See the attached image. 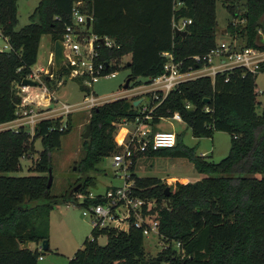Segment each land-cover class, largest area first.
<instances>
[{"label":"trees","instance_id":"1","mask_svg":"<svg viewBox=\"0 0 264 264\" xmlns=\"http://www.w3.org/2000/svg\"><path fill=\"white\" fill-rule=\"evenodd\" d=\"M78 1L80 10L92 17L91 32L110 37L116 44L100 47V59L113 60L116 70L120 59L129 55L124 66L133 85L142 82L139 78L147 83L163 71L168 59L164 52L182 61L180 69L185 71L202 66L192 56L204 55L217 45L216 0H39L29 22L20 29H15L17 0H0V24L14 48L0 52V123L15 118L18 97L13 82L26 76L35 63L40 36L48 34L53 46L70 24L71 8ZM220 1L231 15H236V3L242 1L244 26L229 23L228 27L242 36L244 45L239 46L263 51L264 44L256 42V30L261 29L264 38V0ZM179 19L191 20L185 36L173 32L172 22ZM259 72H264V62L257 73L235 66L214 76L180 81L151 111H140L142 104L134 106L126 97L93 107L90 133L82 143L81 171L94 169L102 158L118 152L114 140L118 123H132L136 118L153 133L156 123L177 112L193 137L211 138L215 131H224L230 136V146L218 162L182 145L178 134L172 148L133 151V193L155 200L153 218L166 247L148 257L142 227L92 228L67 264H264V102L257 114L255 82ZM62 73L61 67L55 71L56 78ZM45 81L50 86L51 81ZM60 125L57 117L40 120L32 135L21 126L16 131H0V264H39L42 250L28 244L41 245L47 240L49 213L57 202L75 200L74 193L53 196L51 185L47 187L51 152L59 149L61 137L71 130L70 118L65 128ZM36 138L42 144L33 170L37 174L6 175L19 169L20 159L29 155ZM142 156L186 159L203 176L175 182L165 191L167 185L160 178L135 175L134 164ZM88 185L89 179H84L73 189L85 192ZM103 201L101 194L86 197L80 204ZM100 235L107 238L104 245L97 241Z\"/></svg>","mask_w":264,"mask_h":264},{"label":"rangeland","instance_id":"2","mask_svg":"<svg viewBox=\"0 0 264 264\" xmlns=\"http://www.w3.org/2000/svg\"><path fill=\"white\" fill-rule=\"evenodd\" d=\"M39 0H17L16 2V18L17 23L15 29H20L29 22V15L32 13ZM242 1L236 3V15L228 13L220 0H216V43L220 41L235 42L237 45H244L242 36L238 31L233 32L229 29V23L233 27H242L245 20L242 18L244 13ZM261 20L264 22V15ZM261 36L258 40V36ZM258 37V38H257ZM264 44L262 30H256V42ZM53 53V46L48 34H42L39 39L38 52L32 70H38L40 67H47L48 54ZM129 55L123 56L116 67V75L114 77H101L93 83L92 90L101 101L112 100L114 98L126 97L130 101L139 99L145 83L141 79V83L133 85L129 80L127 88H123V84L127 79L129 69L124 66L128 61ZM137 79V80H139ZM256 91L259 105L256 113L261 112L262 103L264 102V72H259L256 77ZM15 89V88H14ZM37 91V90H36ZM141 91V92H140ZM50 92H53L54 105L60 108L63 104H69L76 108L75 111L68 113L70 118L71 130L63 135L60 139V147L58 150L51 152V174L52 182L50 194L60 196L69 193L73 187H79L84 179H89V185L85 192H79L82 195L91 193L94 197L101 195L110 186H118L122 183L120 179L121 171L115 167L112 162V155L102 158L96 163L94 169L81 171L79 162L84 155L82 143V134L85 131L86 124L89 122L90 111L81 108L84 90H82L74 79H65L61 85L56 80H51ZM137 93V94H136ZM150 109L147 98L143 101L140 111ZM54 119V117H52ZM56 118V116H55ZM66 120L63 117V122ZM62 124V123H61ZM155 131L171 130L179 135L180 143L188 147H194L196 153L201 152L207 154V159L218 162L228 153L230 146V136L224 131H215L211 138L193 137L186 123L176 121L171 117L162 118L156 123ZM129 130L134 129L132 123L119 122L114 140L117 143L121 139L123 128ZM26 130H29L26 128ZM125 131V130H124ZM33 131H30L32 135ZM124 133V132H123ZM119 134V135H118ZM42 144L39 138H36L32 145L29 155L20 159V167L18 170L6 172L10 176H25L37 174L34 170ZM134 173L137 176H155L160 178L167 187L174 185L175 182L185 183L195 181L202 178V174L195 171L192 164L186 159L142 156L139 157L134 164ZM80 200L59 201L50 210L48 218V249L42 250V260L39 264H67L68 259L73 256L75 251L82 247L84 240L90 237L92 226L88 216L82 213L83 207ZM125 228L126 224H121ZM106 236L100 235L97 241L100 245L106 243ZM29 245L35 246L34 243ZM164 243L155 234L150 233L144 236L143 248L148 257L156 256L164 247ZM177 248L176 246H174Z\"/></svg>","mask_w":264,"mask_h":264},{"label":"built area","instance_id":"3","mask_svg":"<svg viewBox=\"0 0 264 264\" xmlns=\"http://www.w3.org/2000/svg\"><path fill=\"white\" fill-rule=\"evenodd\" d=\"M81 2H76L71 8L70 24H67L58 39L63 45L64 60L59 68H63L60 78H56L53 63V53L48 54L47 67H40L38 70L28 72L20 81L13 82V89L18 97L15 105V118L0 123L1 130H14L23 127L30 133L34 132L36 124L47 118H61L60 128L66 127L68 113L76 108L63 104L60 108L54 105L52 100L53 92L45 80H56L61 85L65 79H76L83 86L84 95L81 108L91 110L106 101H101L93 90V83L101 77H114L116 70L112 69L115 64L113 60L102 61L98 49L100 47L112 48L116 46L113 39L104 36L99 37L91 32L92 17L79 8ZM89 17V27H86V18ZM189 19H179L172 22V29L185 30V26L190 23ZM14 51L10 37L3 32L0 24V52ZM168 59L163 65V71L145 83L141 97L137 99L138 104H143L147 98V103L151 104L149 111L154 109L166 95L176 87L180 81L195 78L198 76H214L216 72L231 69L235 66L243 67L251 73H257L260 64L264 62V50H259L249 46H239L235 42L220 41L214 48L204 55L192 56L193 61L202 62V66L196 69L189 68L181 71L182 61H174L169 52H164ZM23 79L39 81L38 86L23 85ZM37 90V91H36ZM137 94V93H136ZM120 98V97H119ZM116 99V98H114ZM109 101V100H107ZM135 101V100H134ZM63 117L66 120L63 122ZM149 118L148 115L145 116ZM176 121H182L180 115L175 112L171 116ZM133 130L126 128V132L117 141L120 150L112 155V162L121 171L120 179L122 183L105 191L102 194L103 202L82 205V213L88 216L93 229L116 227L126 230L130 224L134 227H142V234L146 236L150 233H158V221L153 218L155 212V200L144 199L133 193L134 180L131 177L130 166L132 164L133 151L140 153L147 149L172 148L176 143V134L171 130H159L153 133L145 126L139 118L134 122ZM32 132V134H33ZM75 200L84 202L87 197L95 198L91 193L82 195L79 192L73 195ZM126 224V227H121ZM178 243L176 247L178 248ZM164 245L163 248H165ZM42 250L41 245L38 247ZM42 260V256L39 257ZM166 264V263H164Z\"/></svg>","mask_w":264,"mask_h":264},{"label":"water","instance_id":"4","mask_svg":"<svg viewBox=\"0 0 264 264\" xmlns=\"http://www.w3.org/2000/svg\"><path fill=\"white\" fill-rule=\"evenodd\" d=\"M89 22H90L89 21V17H87L86 18V27H89ZM186 33H187L186 30H180V29H177V28L174 29V34L175 35L185 36ZM63 60H64L63 45H62V43L59 40H56L54 42V44H53V63H54V67L56 69H59V67L61 66ZM21 83L23 85H31V86H38L40 84L39 81L29 80V79H23ZM128 83H129V78H127L125 80V82L123 84V88H127ZM205 101H207V99H205ZM138 102L139 101H137V100L133 101V105L134 106L138 105ZM90 129H91V123L88 122L86 124L85 131L82 134L83 139H87L88 138V135L90 133ZM51 182H52V174H51V167H49L48 171H47V187H50ZM75 189L71 190L69 192V194L72 193ZM168 190H169V187H165V191H168ZM41 247H42V250H47L48 249V241L47 240H43L41 242Z\"/></svg>","mask_w":264,"mask_h":264},{"label":"crops","instance_id":"5","mask_svg":"<svg viewBox=\"0 0 264 264\" xmlns=\"http://www.w3.org/2000/svg\"><path fill=\"white\" fill-rule=\"evenodd\" d=\"M124 130H125V131H124ZM121 131H123V132L125 133V132H126V128L123 127V128L119 131V134H120ZM123 132H122V135L124 134ZM119 134H118V135H119ZM121 137H122V136H121ZM199 155H202V156H206V157H207V154H205L204 152H201ZM28 247H30V248H35V247H37V248H38L39 245H35V246H32V247H31V246L28 244Z\"/></svg>","mask_w":264,"mask_h":264},{"label":"bare ground","instance_id":"6","mask_svg":"<svg viewBox=\"0 0 264 264\" xmlns=\"http://www.w3.org/2000/svg\"><path fill=\"white\" fill-rule=\"evenodd\" d=\"M120 140V139H119Z\"/></svg>","mask_w":264,"mask_h":264}]
</instances>
